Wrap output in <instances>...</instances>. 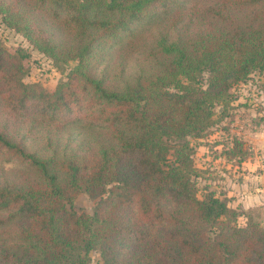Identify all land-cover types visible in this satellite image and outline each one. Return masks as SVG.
I'll return each instance as SVG.
<instances>
[{
  "label": "trees",
  "instance_id": "trees-1",
  "mask_svg": "<svg viewBox=\"0 0 264 264\" xmlns=\"http://www.w3.org/2000/svg\"><path fill=\"white\" fill-rule=\"evenodd\" d=\"M28 2L0 0L6 24L58 66L75 64L47 90L23 80L25 54L0 42V104L17 117L35 112L59 126L105 128L108 136L65 157L42 158L0 122V158L26 164L33 175L0 184V213L21 219L26 243L4 251L0 264H89L90 250L99 252L98 264H264V226L248 220L239 227L225 199L210 191L197 196L188 140L207 134L214 107L229 103L233 85L264 70V16L255 25L234 19L264 0H214L176 12L169 28L185 21L190 31L176 39L162 34L144 53L162 59L158 67L119 87L90 62L169 0H35V11L46 13L29 12ZM44 14L70 28L75 43L55 42ZM203 71L205 86H195ZM81 191L98 198L91 214L72 206Z\"/></svg>",
  "mask_w": 264,
  "mask_h": 264
},
{
  "label": "rangeland",
  "instance_id": "rangeland-1",
  "mask_svg": "<svg viewBox=\"0 0 264 264\" xmlns=\"http://www.w3.org/2000/svg\"><path fill=\"white\" fill-rule=\"evenodd\" d=\"M169 1L168 8L160 6L153 15L129 24L109 51L90 62L89 67L93 68V64H97V71L107 75L109 81L114 80L111 82L118 87L126 83L133 84L142 77L145 80L162 59H145L144 53L154 48L162 34L167 33L169 39H176L190 31L185 21L175 30L169 28L170 19L176 12L182 14L190 6L204 7L214 0ZM28 5L29 12H42L40 9L35 11V0H29ZM42 10L46 13V10ZM261 16H264V3H257L238 10L234 19L241 26L255 25ZM50 17L46 14L42 16L48 21L44 26L50 31L52 39L60 44H74L70 28L49 23ZM0 42L10 52L20 50L25 54L22 59L23 80L38 83L47 90H52L59 81L65 79L66 73L75 64V61H70L68 65L58 66L52 57L40 51L22 33L9 27L1 13ZM206 77L207 73L201 72L195 86L204 87ZM229 99L227 105L218 104L214 107L213 122L204 137L188 138L193 148L191 157L196 169V175L193 176L195 189L198 197L210 191L220 199H225L229 207L238 213L235 218L237 226L244 227L248 220L264 226V70H254L245 82L233 85ZM0 122L12 130L16 138H23L28 152L42 158L49 155L65 157L76 148H87V144L97 145L108 136L105 128H86L79 123L59 126L57 120L35 112L17 117L7 111L2 103ZM32 176L26 164L0 158L1 185H20L25 178ZM97 203L98 198H90L81 191L72 206L77 212L91 214ZM0 216L4 217L5 214L0 213ZM5 217L0 224V256L4 251L19 252L26 245L18 235L21 219ZM89 259V264H98L101 259L99 252L90 250Z\"/></svg>",
  "mask_w": 264,
  "mask_h": 264
}]
</instances>
